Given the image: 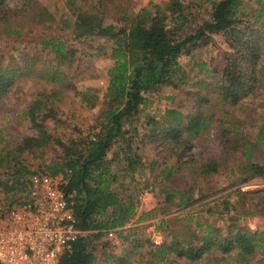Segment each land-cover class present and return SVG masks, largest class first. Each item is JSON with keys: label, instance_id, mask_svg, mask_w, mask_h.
<instances>
[{"label": "trees", "instance_id": "obj_1", "mask_svg": "<svg viewBox=\"0 0 264 264\" xmlns=\"http://www.w3.org/2000/svg\"><path fill=\"white\" fill-rule=\"evenodd\" d=\"M9 1L0 0V38L24 48L20 57L0 50V108L20 83L42 82L51 89L24 112L35 134L0 154V169L4 163L15 169L0 172V193L10 205L22 203L35 173L23 154L60 149L45 171H68L64 190L76 193L77 225L86 231L62 255L61 264H131L140 255L147 264L169 258L171 264H218L235 255L248 264L255 254L261 261L264 228L252 230L237 211L264 217V189L240 187L264 180V0H256L252 10L247 0H207L211 12L199 20L183 0L151 2L139 11L136 0H66L74 15L71 25L61 23L39 0ZM217 35L228 46L225 62H196L185 70L180 57L215 43ZM99 38L111 40L110 48L96 45ZM80 45L113 61L104 101L96 128L56 135L61 123L54 105L77 93L80 80L97 78L95 61L83 56ZM167 89L175 92L164 96L171 107L159 118L147 114L149 95ZM237 108L250 126L232 120ZM148 141L156 151L151 160L140 152ZM138 173L142 183L159 189L162 201L156 210L164 214L206 198L217 176H236V202L227 194L221 208L208 210L226 215L227 224L199 222L203 230L198 233L183 219L165 217L157 225L162 244L140 237L137 227L126 234L121 228L138 215ZM113 230L123 247L118 254L108 238Z\"/></svg>", "mask_w": 264, "mask_h": 264}, {"label": "rangeland", "instance_id": "obj_2", "mask_svg": "<svg viewBox=\"0 0 264 264\" xmlns=\"http://www.w3.org/2000/svg\"><path fill=\"white\" fill-rule=\"evenodd\" d=\"M45 6H47L54 15L64 25L72 24L74 21V15L72 10L67 5L66 0H39ZM170 0H136V10H140L143 7L149 6L150 3H161L165 4ZM186 6L190 5V8L195 12L196 20L203 17H208L211 12V5L207 0H183ZM248 7L250 10L257 8L256 0H247ZM9 2H13L10 0ZM14 3V2H13ZM190 11V10H188ZM95 44H105L109 48L112 45V41L99 38L95 39ZM82 48L83 45H80ZM24 45L19 43H7L5 39L0 38V50L9 54H14L20 57V51L23 50ZM228 49L227 44L224 42L220 35L215 36V43L210 44L207 47L198 49L192 56L183 55L180 57V63L189 71L193 68L196 62H207L212 65L213 61L225 62V52ZM83 56L89 57L96 63L97 78L94 79H82L78 82L77 93H70L63 98L61 102H57L54 105L58 108L60 113L61 125L56 130V135H71L79 133L87 134L96 126V118L100 113L102 103L104 101L107 83L109 80V69L111 68L113 61L110 57L99 56L97 51L89 50L83 47ZM195 72L197 68L193 69ZM50 85L46 83H20L17 91L11 95L6 103L0 108V154L6 155L7 152L11 151L18 143L19 139L23 136L35 134L34 130L29 129V122L24 118V112L30 102L35 100L40 93L44 91H50ZM158 95H149L150 103L146 109V113L150 115H157L158 118L165 113L171 105L164 99V96L174 94V90L167 89ZM261 97H264L262 95ZM182 99V98H180ZM260 103V99L255 104ZM233 121L241 120L245 126H250V121L245 118V112L235 109V112L231 116ZM144 117H140L143 120ZM49 128L52 130L55 125L53 121L47 122ZM140 126V125H139ZM96 128V127H95ZM145 127H140L141 133L145 132ZM143 151H140L147 160H151L154 157L156 151L154 144L151 142H145ZM59 148L45 149L43 151L36 152H25L23 154V161L25 165L31 168L35 172H46L45 165L59 153ZM173 161L174 158L171 157ZM15 170L13 165L6 163L0 169V172H8ZM140 173V172H139ZM138 173V174H139ZM135 174L138 179H134L138 185V189L135 192L136 200L138 202V215L136 219L127 224L124 228H121L126 234L130 228H139L142 232V236L147 237L155 244H162L165 238L162 235L161 229L157 227L163 218H179L187 222L194 230L198 233H202L203 230L199 227V222L206 223L207 221L215 223L216 225L224 227L227 224V216L218 212L210 213L208 210H216L221 208L222 199L225 195L233 196V201L236 202L235 191L239 188L238 185H233L236 176L230 174H223L217 176L216 179L211 183L210 189L207 190L206 198L200 199V201L189 208L172 207L168 214H164L156 209L159 207V203L162 201L161 195H159V189L146 186L141 181V175ZM140 176V177H139ZM243 191L249 190H261L264 189V180L256 179L247 184L240 185ZM211 192V193H210ZM2 195V194H0ZM1 198L3 196H0ZM196 197L200 195L196 193ZM238 204V203H237ZM240 209V208H239ZM235 211H232V214ZM235 214V213H234ZM237 215L240 216L241 222L249 226L252 230L257 228H264V217L257 214H251L245 216L244 212L237 211ZM113 243L116 244L114 250L115 253H120L123 249L120 246V240L116 238L112 239ZM146 248L143 249L145 253ZM144 255L136 256L132 258L131 264H147L143 262L142 257ZM236 256V255H235ZM235 256L229 262H221L218 264H244L239 261ZM260 254H255L251 258L248 264H264L263 261H259ZM146 259V257H144ZM172 258L168 261H163L157 264H171ZM185 263V262H183ZM182 263V264H183Z\"/></svg>", "mask_w": 264, "mask_h": 264}, {"label": "built area", "instance_id": "obj_3", "mask_svg": "<svg viewBox=\"0 0 264 264\" xmlns=\"http://www.w3.org/2000/svg\"><path fill=\"white\" fill-rule=\"evenodd\" d=\"M68 171L29 177L26 198L10 205L0 197V264H61V257L86 234L77 225L75 194H67ZM1 194V193H0ZM117 236L115 230L108 238Z\"/></svg>", "mask_w": 264, "mask_h": 264}]
</instances>
